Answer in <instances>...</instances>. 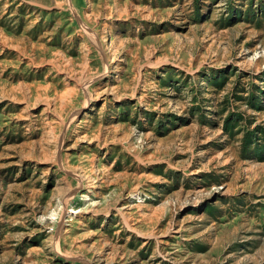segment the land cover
Listing matches in <instances>:
<instances>
[{
  "label": "rangeland",
  "instance_id": "1",
  "mask_svg": "<svg viewBox=\"0 0 264 264\" xmlns=\"http://www.w3.org/2000/svg\"><path fill=\"white\" fill-rule=\"evenodd\" d=\"M0 264H264V0H0Z\"/></svg>",
  "mask_w": 264,
  "mask_h": 264
},
{
  "label": "bare ground",
  "instance_id": "2",
  "mask_svg": "<svg viewBox=\"0 0 264 264\" xmlns=\"http://www.w3.org/2000/svg\"><path fill=\"white\" fill-rule=\"evenodd\" d=\"M113 65V64H112Z\"/></svg>",
  "mask_w": 264,
  "mask_h": 264
}]
</instances>
